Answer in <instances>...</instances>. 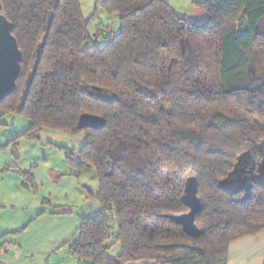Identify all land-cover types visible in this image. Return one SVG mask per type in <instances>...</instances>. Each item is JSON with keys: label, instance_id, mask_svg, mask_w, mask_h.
Instances as JSON below:
<instances>
[{"label": "trees", "instance_id": "1", "mask_svg": "<svg viewBox=\"0 0 264 264\" xmlns=\"http://www.w3.org/2000/svg\"><path fill=\"white\" fill-rule=\"evenodd\" d=\"M0 2L21 51L0 106L31 120L27 138L83 132L78 158L61 148L98 175L101 210L67 242L79 264H227L234 240L264 230V0L195 1L203 23L166 0H97L120 20L102 47L80 0ZM84 115L106 126L80 128ZM239 161L248 189L223 183ZM192 176L198 238L167 217L189 212Z\"/></svg>", "mask_w": 264, "mask_h": 264}, {"label": "rangeland", "instance_id": "2", "mask_svg": "<svg viewBox=\"0 0 264 264\" xmlns=\"http://www.w3.org/2000/svg\"><path fill=\"white\" fill-rule=\"evenodd\" d=\"M80 2L85 19L91 20L89 33L92 37L99 33L100 22L111 24L114 31L119 32L118 15H109L102 8H97V0H80ZM171 2L178 11L185 13L189 20L199 23L207 20V12L192 9L193 3L189 4L187 0H171ZM94 41L97 46L102 47L106 43V38L100 35L98 40ZM30 126L29 118L5 112L0 106V172L5 173L4 178L6 179L15 178L12 191L14 192L17 187L25 198L23 202L28 206L30 204L32 208H43L39 210L42 211L39 215L43 213L51 215L52 213L54 217L67 216L73 222V229L69 232V236L72 235L66 241H62L65 236L62 229L63 222L60 220L55 225L43 223L40 228H34L37 231L31 230L29 233L35 234L40 231V234L38 232L39 245L44 250L47 251L49 248L55 250L56 248L49 257L42 261V264H71L63 258L67 251L70 253L67 242L72 241L71 238L77 234L84 216L96 214L101 210V204L96 197L99 191L98 175L93 166L79 169L69 164L66 152L61 148H69L71 152L76 153L75 158H78L77 151L86 141L83 132L71 134L60 130L42 129L39 133L40 138H27L23 134ZM8 163L13 164L11 168L17 170L9 172ZM24 172L30 173L33 181L25 180ZM241 177L243 178V175L235 174L226 185L230 188L238 183L243 185ZM1 179L3 178L0 176V185ZM3 186L5 187L6 184L4 183ZM244 188L248 189V185ZM23 233H11L10 240L15 239L16 241V239H24L23 237L34 239V236H27L29 234L24 236ZM113 241L112 238L110 243ZM120 251V245L116 244L110 254L117 255ZM134 264H141V262H134Z\"/></svg>", "mask_w": 264, "mask_h": 264}, {"label": "crops", "instance_id": "3", "mask_svg": "<svg viewBox=\"0 0 264 264\" xmlns=\"http://www.w3.org/2000/svg\"><path fill=\"white\" fill-rule=\"evenodd\" d=\"M166 1L175 8L171 0ZM187 1L189 4L193 3L192 9L194 8L195 10L202 11L194 2L203 0ZM176 11L179 15L187 17L185 13L177 9ZM8 165L10 164L8 163ZM11 165L7 167L10 168L9 172L16 171L17 169L11 168L13 167ZM0 176L3 178L1 179L2 183L0 185V264H42V261L46 259V257H49L56 248L55 250L51 248L47 251L44 250L43 247L39 245L40 236L38 235L40 231H38L39 234L38 232L29 234L31 230L35 232L43 223L55 225L58 224L60 220L63 222L62 229L64 230L65 236L62 241H66V239H69L72 235L69 236V232L73 229L74 224L67 216L54 217V214L51 213V215H49L46 212V214L43 213L39 215L42 213V211L40 212L39 210L43 208H32L30 204L28 206V204L23 202L25 198L17 187L14 192L12 191L15 178H4V172H0ZM4 183L6 184L5 187L3 186ZM23 232H25V234ZM11 233H23L24 236L29 234L27 236H34V239L30 238L32 240L30 241V239L23 237L24 239H16V241L15 239L10 240L12 236ZM74 238L75 237L71 238V240ZM63 258H65L68 263L79 264L78 258L69 253V251L64 254ZM55 260L60 261L59 259ZM141 264L146 263L141 262ZM227 264H264V230L256 235H246L234 240L229 247Z\"/></svg>", "mask_w": 264, "mask_h": 264}, {"label": "water", "instance_id": "4", "mask_svg": "<svg viewBox=\"0 0 264 264\" xmlns=\"http://www.w3.org/2000/svg\"><path fill=\"white\" fill-rule=\"evenodd\" d=\"M21 51L16 37L12 33V23L2 13V4L0 2V102L11 95L15 89V82L20 72ZM99 91V88H94ZM106 119L97 115H84L79 122L80 128L92 127L96 129H103L106 126ZM238 166L232 171L230 176L235 174L243 175L246 172L244 166ZM251 172V170L249 171ZM243 181L242 187L248 185V177H241ZM229 182V178L223 181L224 185ZM247 183V185H246ZM199 183L195 176L189 177L186 181L185 192L183 195V202L190 209L189 212L182 215H168L167 217L176 224L182 226L183 230L193 238L200 237L203 232L196 224V215L202 209V202L198 195Z\"/></svg>", "mask_w": 264, "mask_h": 264}, {"label": "built area", "instance_id": "5", "mask_svg": "<svg viewBox=\"0 0 264 264\" xmlns=\"http://www.w3.org/2000/svg\"><path fill=\"white\" fill-rule=\"evenodd\" d=\"M99 32H101L102 35H113L114 34V28L111 24H105L103 22H100L99 25Z\"/></svg>", "mask_w": 264, "mask_h": 264}, {"label": "flooded vegetation", "instance_id": "6", "mask_svg": "<svg viewBox=\"0 0 264 264\" xmlns=\"http://www.w3.org/2000/svg\"><path fill=\"white\" fill-rule=\"evenodd\" d=\"M243 183V182H242Z\"/></svg>", "mask_w": 264, "mask_h": 264}]
</instances>
